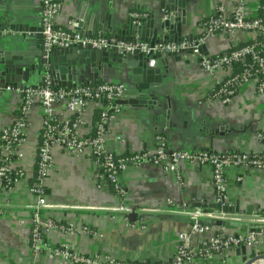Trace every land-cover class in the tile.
I'll list each match as a JSON object with an SVG mask.
<instances>
[{
    "label": "crops",
    "instance_id": "0c3cea01",
    "mask_svg": "<svg viewBox=\"0 0 264 264\" xmlns=\"http://www.w3.org/2000/svg\"><path fill=\"white\" fill-rule=\"evenodd\" d=\"M162 2L164 0H62L57 24L67 28L75 21L80 32L94 31L113 36L110 33H117L130 13L137 10L151 12L157 20L161 19ZM234 2L191 0L182 37L199 36L204 16L217 5L230 13ZM41 5V0H0V8L4 9L0 11V23L26 27L22 32L3 26L0 49H13L18 41L27 42L26 50L43 47ZM110 20L115 27L112 32L108 28ZM254 37L253 33L239 32L231 40L221 33L207 41L205 52L222 54L236 45L249 43ZM148 62L154 71H161L159 86L155 89L157 106L152 109L122 105L120 115L110 127L113 134L126 139L127 145L109 139V149L119 153L146 151L153 154L160 134L173 150L209 149L224 153L262 149L258 134L264 131V95L257 93L254 85L245 86L232 103L223 104L207 99L214 87V78L202 71L197 57L182 60L169 57L166 62L151 57ZM80 78L69 80L78 83L89 79L88 76ZM131 78L132 70L128 65L118 62L100 76L101 80L125 83ZM43 79L44 75L36 74L29 85H38ZM0 95L1 133L17 118L20 96L14 91L0 92ZM32 121L30 138L23 146L28 178L10 192L0 191V264H72L47 253L35 255L28 240L35 203L29 187L34 177V137L41 122L40 107L35 109ZM53 158L55 169L48 180L46 194L51 205L50 216L67 229L72 228L46 233L51 246L65 245L83 254L101 253L122 261L171 263L178 246V235L190 232L191 212L202 210L208 214L205 217L207 224L217 232L232 235L247 234L251 225L258 223L255 220L264 215V171L259 169L231 167L227 170V195L234 207L232 212H224L212 206L215 192L209 165L182 163V181L177 179L175 171L154 164L131 166L120 177L126 190L125 196L121 197L104 177L96 174L90 157L78 158L54 149ZM123 203L132 206L135 218L130 217L133 212L128 217L116 212ZM211 214L218 218L210 217ZM249 253L247 250L230 255L228 263L245 264ZM256 264H264V260Z\"/></svg>",
    "mask_w": 264,
    "mask_h": 264
},
{
    "label": "built area",
    "instance_id": "2783aa9c",
    "mask_svg": "<svg viewBox=\"0 0 264 264\" xmlns=\"http://www.w3.org/2000/svg\"><path fill=\"white\" fill-rule=\"evenodd\" d=\"M61 1L41 0L40 35L43 48L48 53L53 49L83 44L101 52L115 51L124 56L132 55L135 51L147 58L168 59L170 56H181L183 59L195 56L202 71L214 78V87L207 97L208 100L232 103L241 89L248 85H254L257 93L264 95V0H235L230 13L222 5H217L210 14L203 17L199 36L182 37L180 40H165L162 36L154 44L139 39L122 40L103 33H83L78 31L75 21L70 22L67 28L60 27L57 16L62 6ZM149 16L145 11L130 13L135 26L142 25V21ZM239 32L253 33L255 37L249 43L236 45L222 54L210 55L202 50L207 41L218 34H225L234 40ZM2 34L0 31V36ZM100 76L102 75L97 79L91 76L86 81L63 87L55 78L45 75L38 85L6 88L20 97L17 118L0 133V191L10 192L28 178L23 146L30 138L32 115L40 107L41 122L34 137V177L29 187L35 198L28 239L33 253H47L72 264H152L147 260L122 261L101 253L83 254L69 246L55 247L48 243L46 233L53 229L64 232L72 228L67 229L58 224L49 212L51 205L47 202L46 194L48 180L55 169L53 150L78 158L90 157L96 174L104 177L113 191L121 197L125 196L126 190L120 177L131 166L154 164L167 171H175L177 179L182 181V163L209 165L212 168L214 203L233 208L234 205L227 195V170L236 167L264 171V133L258 134L262 149L257 152L173 150L169 148L164 135L160 134L156 138L157 148L153 154L146 151L119 153L109 149L107 143L112 139L127 145L126 139L119 134H113L110 127L111 122L121 113L120 101L125 99L127 84L101 80ZM116 212L124 213L128 217L133 208L123 203ZM206 216L208 214L202 210L190 213V232L178 235L173 261L160 264H229L227 258L237 254V250L242 247L246 251L250 250L247 261L264 255V215L258 217L255 220L258 223H253L249 232L243 235L217 232L205 222ZM210 217L218 218L216 214H211Z\"/></svg>",
    "mask_w": 264,
    "mask_h": 264
},
{
    "label": "water",
    "instance_id": "95a60500",
    "mask_svg": "<svg viewBox=\"0 0 264 264\" xmlns=\"http://www.w3.org/2000/svg\"><path fill=\"white\" fill-rule=\"evenodd\" d=\"M191 0H164L161 4L162 17L156 18L151 14L148 19L142 21V25L135 26L131 17L121 26L117 33L111 35L122 40H141L154 44L160 35L164 33V39L180 40L182 38V28L187 24V8ZM4 10L0 8V11ZM159 22V23H158ZM0 23V31L3 26L17 31H25V26L16 27L6 22ZM109 31H114L112 20L108 24ZM94 34V31H88ZM131 37H127V36ZM27 42L18 41L13 49H0V92L4 93L7 87L13 88L29 85L31 77L37 75H50L63 87H70L77 83L69 78H80L83 76L104 75L106 69H110L113 63H125L132 70V78L127 81V91L125 99L120 101L121 105L130 104L133 106H147L154 108L157 106L155 89L159 86L160 70L154 71L149 67V58L143 56L139 51L132 55H122L115 51L101 52L85 46L83 44L73 45L68 48L53 49L47 52L43 47H28ZM16 48V49H15ZM203 51L207 46L202 47ZM172 57V56H170ZM176 60H182L181 56H173ZM163 62L166 59L160 58ZM83 81V80H82ZM81 81V82H82ZM80 82V81H79ZM55 84V82H53ZM129 86L133 88L129 89ZM1 96V95H0ZM48 192V191H47ZM213 208L232 212L233 208L221 207L220 204L212 205ZM236 212L238 209L235 210ZM130 217L135 218L133 212ZM245 253L246 248L237 250V254ZM259 260H264V255L253 257L245 264H254ZM153 264V263H152Z\"/></svg>",
    "mask_w": 264,
    "mask_h": 264
},
{
    "label": "trees",
    "instance_id": "16d2710c",
    "mask_svg": "<svg viewBox=\"0 0 264 264\" xmlns=\"http://www.w3.org/2000/svg\"><path fill=\"white\" fill-rule=\"evenodd\" d=\"M137 12H143V11H139V10H137ZM146 12H148V11H146ZM149 13V15H150V12H148ZM240 68V67H239ZM260 133H264V131H260Z\"/></svg>",
    "mask_w": 264,
    "mask_h": 264
}]
</instances>
